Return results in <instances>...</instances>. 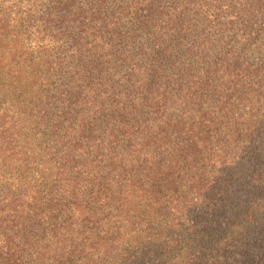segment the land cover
I'll return each instance as SVG.
<instances>
[{
  "label": "trees",
  "instance_id": "1",
  "mask_svg": "<svg viewBox=\"0 0 264 264\" xmlns=\"http://www.w3.org/2000/svg\"><path fill=\"white\" fill-rule=\"evenodd\" d=\"M160 1L0 0V264H261L264 61Z\"/></svg>",
  "mask_w": 264,
  "mask_h": 264
},
{
  "label": "rangeland",
  "instance_id": "2",
  "mask_svg": "<svg viewBox=\"0 0 264 264\" xmlns=\"http://www.w3.org/2000/svg\"><path fill=\"white\" fill-rule=\"evenodd\" d=\"M160 2L167 7H176L179 10L194 9L202 4L201 0H161ZM205 2V9L209 7L215 9V6L220 2L219 6L221 4L228 6L229 4L230 10H233L234 14L235 11L244 10L243 17L236 18L233 27L223 34L225 41L223 40L222 51L237 61L233 67L235 65L237 68L238 62L244 63V68L249 69L255 67L260 61L262 65L264 61V0H222L217 3L214 0H206ZM256 88L261 91V94L264 92V78H261L259 87ZM260 252L261 259L258 257ZM255 253L257 256L255 262L264 264V231L261 233V247L255 249Z\"/></svg>",
  "mask_w": 264,
  "mask_h": 264
}]
</instances>
